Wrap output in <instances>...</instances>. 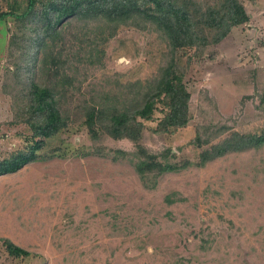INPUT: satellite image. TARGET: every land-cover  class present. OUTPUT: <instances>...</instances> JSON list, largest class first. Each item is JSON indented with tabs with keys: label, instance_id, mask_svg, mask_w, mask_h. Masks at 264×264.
I'll return each instance as SVG.
<instances>
[{
	"label": "rangeland",
	"instance_id": "1",
	"mask_svg": "<svg viewBox=\"0 0 264 264\" xmlns=\"http://www.w3.org/2000/svg\"><path fill=\"white\" fill-rule=\"evenodd\" d=\"M240 1L248 19L198 48L170 49L152 27L108 36L101 20L62 24L45 49L57 59L42 65L39 52L34 78L54 89L69 123L44 140L40 159L0 174V235L31 251L13 256L0 241V264H264V144L165 172L149 188L127 158L93 151L83 119L89 105L129 104L173 59L190 92L189 121L155 132L156 109L141 143L193 157L201 147L189 141L206 124H225L213 141L264 129V0ZM32 23L0 20V158L29 141L26 119L12 122L9 81ZM102 143L133 148L126 137Z\"/></svg>",
	"mask_w": 264,
	"mask_h": 264
},
{
	"label": "trees",
	"instance_id": "2",
	"mask_svg": "<svg viewBox=\"0 0 264 264\" xmlns=\"http://www.w3.org/2000/svg\"><path fill=\"white\" fill-rule=\"evenodd\" d=\"M7 4V9L0 10V20L13 16L24 22L32 21L36 35L20 44L19 58L10 61L14 67L10 71L13 78L9 81L12 85V122L26 119L31 131L27 137L29 141L23 150L0 158V174L14 172L24 164L40 159L39 150L44 140L68 126L69 116L61 111L56 92L34 78V68L41 51L42 65L57 59L56 55L48 57L45 49L49 47L48 41L61 34L62 24L70 18L101 20L108 29V36L124 25L152 27L166 38L170 49L198 48L219 42L233 26L248 19L240 0H13ZM189 99L190 92L182 75L170 59L161 68L154 85L129 104H93L85 109L83 119L93 151L104 155L111 153L114 159L127 158L143 184L152 188L157 177L165 172L179 171L190 165L202 166L225 153L264 144V129L231 131L213 141L226 130L225 124L218 122L196 128L189 142L201 149L193 157L180 156L169 146L155 151L139 141L144 120L152 119L156 109L161 116L153 127L155 132H171L185 126L190 118ZM107 136L126 137L132 141L133 148H106L102 140ZM0 241L10 255L31 254L29 249L8 236L0 235Z\"/></svg>",
	"mask_w": 264,
	"mask_h": 264
}]
</instances>
